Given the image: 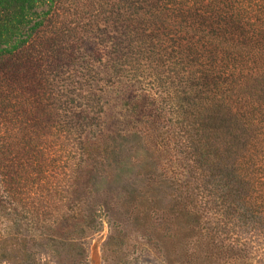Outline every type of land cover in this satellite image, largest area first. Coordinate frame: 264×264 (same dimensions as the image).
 I'll return each instance as SVG.
<instances>
[{"label": "trees", "instance_id": "obj_1", "mask_svg": "<svg viewBox=\"0 0 264 264\" xmlns=\"http://www.w3.org/2000/svg\"><path fill=\"white\" fill-rule=\"evenodd\" d=\"M59 1L0 0V263L84 256L105 183L134 187L147 239L181 224L184 249L264 262V0H104L109 46L43 39Z\"/></svg>", "mask_w": 264, "mask_h": 264}, {"label": "rangeland", "instance_id": "obj_2", "mask_svg": "<svg viewBox=\"0 0 264 264\" xmlns=\"http://www.w3.org/2000/svg\"><path fill=\"white\" fill-rule=\"evenodd\" d=\"M108 3L101 0H60L53 8L52 14L46 22L40 36L45 38H57V42L77 45H110L104 31L111 32V9ZM168 13V12H167ZM67 46V45H66ZM167 188L160 186L158 190L146 185L140 189L141 199L149 201L158 195V205L162 211L167 209L174 211L172 201L168 199ZM131 185L122 183L94 185L86 193L84 210L96 218L97 227L87 232L84 239L86 251L84 256L74 249H50L37 264H264L259 256L253 255L249 260H218L197 252L189 244L188 248L180 246L179 237L189 233L184 227H179V237H162L147 239L146 232L142 230L145 221L128 215L131 209V198H137L138 193L132 191ZM165 196V197H164ZM145 201V202H147ZM140 201L137 202V205ZM133 216L134 218H131ZM184 225V224H183ZM212 222H207L208 229ZM118 230L119 235L113 234ZM221 230V229H220ZM227 230V229H226ZM169 232V230H168ZM113 234L114 237H109ZM213 234V232H211ZM214 238L223 242L238 243L244 238V234H237V229L224 231L221 235L213 234ZM218 236V237H216ZM249 237V235H247ZM255 242L249 246L254 247ZM55 248V247H52ZM52 250V251H51ZM0 264H12L0 263Z\"/></svg>", "mask_w": 264, "mask_h": 264}]
</instances>
